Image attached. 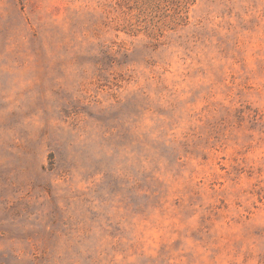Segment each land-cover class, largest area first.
Wrapping results in <instances>:
<instances>
[{
    "label": "rangeland",
    "instance_id": "rangeland-1",
    "mask_svg": "<svg viewBox=\"0 0 264 264\" xmlns=\"http://www.w3.org/2000/svg\"><path fill=\"white\" fill-rule=\"evenodd\" d=\"M0 0V264H264V0Z\"/></svg>",
    "mask_w": 264,
    "mask_h": 264
},
{
    "label": "trees",
    "instance_id": "trees-1",
    "mask_svg": "<svg viewBox=\"0 0 264 264\" xmlns=\"http://www.w3.org/2000/svg\"><path fill=\"white\" fill-rule=\"evenodd\" d=\"M127 9L123 11L129 15V26L133 30L141 28L152 31L165 26L162 21L177 25L183 19V9L190 0H120ZM177 21V22H176Z\"/></svg>",
    "mask_w": 264,
    "mask_h": 264
}]
</instances>
